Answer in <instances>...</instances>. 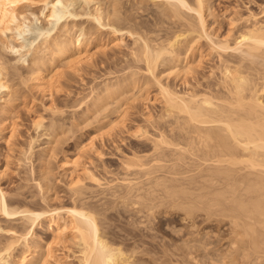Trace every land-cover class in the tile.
<instances>
[{
  "label": "rangeland",
  "instance_id": "374dc122",
  "mask_svg": "<svg viewBox=\"0 0 264 264\" xmlns=\"http://www.w3.org/2000/svg\"><path fill=\"white\" fill-rule=\"evenodd\" d=\"M43 1L33 0L32 6L23 8L27 17L33 18H28V26L19 35L11 31L0 32V67H3V78L9 85V91L0 90V198L2 196L11 209L68 207L76 201L70 189L71 180L76 179L87 187L85 199L89 198L91 202L86 201L97 205L98 197L105 195L102 190L106 189V183L112 185L125 175L129 179L136 178L135 167L133 170L126 163L136 161L138 157H150L154 152L151 139L163 130V96L142 60L143 40H148L153 47L158 46L174 34L189 33L188 22L193 24L195 20L184 13L181 18L173 16L163 0H69L71 5L64 0L72 15L47 21L40 15ZM62 5L57 4V9H64ZM210 6L206 20L209 38L214 41L224 37L232 41L242 29L255 22L264 25V0H210ZM96 11L101 12L100 23L92 17ZM33 14L39 16V21H33ZM111 26L124 33L117 45L113 43L115 34ZM78 35L82 46L76 53L83 56L87 51L90 54L88 58L85 52L86 58L81 56L83 60L79 59V64L73 61L70 62L72 65L64 64L42 44V40L51 37L73 40ZM192 36L196 38L197 33ZM137 37L139 39L135 41ZM182 42L178 51L180 57L185 54V40ZM10 45L20 49L15 51ZM195 46V51L188 57L192 70L185 78L174 74L167 76L171 65L167 55L156 62L154 75L179 93L191 89L201 91L207 86L213 88L219 82L224 65H236L241 60L237 52H222L205 38L198 39ZM35 59L45 62L42 64L45 75L57 70L54 82L47 86L49 89L39 87L33 79L36 66L43 63L35 64ZM76 59L78 56L74 61ZM246 60L244 66L248 67L250 61ZM131 74L137 78L135 84L128 83ZM107 85L113 89L112 96L104 97L103 102L95 106L94 101L103 97ZM64 161L74 166L71 173L61 169ZM92 178H98L103 187L97 188ZM110 203L106 212L109 216L105 226L107 235L113 245L128 255L127 258L130 256L128 264H168V259L174 258L164 253L162 257L164 246L169 249V246L177 245L184 255L185 239L196 237L181 220L182 212L177 209L160 208L152 219L153 230L148 232L128 218L132 212L114 205L109 210ZM98 216L101 220L102 215ZM207 223L198 226V230L206 227L214 231L215 224ZM29 230L33 233L29 238L30 245L35 242L44 247L50 245L60 258L59 264H77L78 246L70 239L68 230L62 239H56L47 220L29 224L21 214L6 215L0 209V249L12 242L16 234ZM13 248L6 255L7 264H15L26 249L21 242ZM199 252H195L198 258ZM184 258L185 255V264L188 261L193 264L190 263L192 257ZM181 260L169 263L184 264ZM207 261L204 259L200 264H210ZM0 264L5 263L0 261Z\"/></svg>",
  "mask_w": 264,
  "mask_h": 264
},
{
  "label": "bare ground",
  "instance_id": "6f19581e",
  "mask_svg": "<svg viewBox=\"0 0 264 264\" xmlns=\"http://www.w3.org/2000/svg\"><path fill=\"white\" fill-rule=\"evenodd\" d=\"M63 2L65 1L44 0L40 15L47 21L52 18L58 21L72 15L67 9L69 6L65 5L66 2L68 5L72 2L71 4L69 0ZM162 2L168 6L173 16L188 14L194 18L195 23L188 22L189 33L174 34L158 46L153 47L148 40H143L141 57L163 96L162 117L165 119L162 124L163 130L160 127V133L154 140L151 139L154 152H151L150 157L149 155L147 159L146 156H143L145 159L136 157V161L126 163L128 167L132 166V169L135 167V171L139 169L133 172L136 178L129 179L125 175L112 185L108 186L109 183H106L107 191H104L105 187L102 188L105 195L101 193L103 197H98L96 201L98 206L96 202L94 203L95 200L93 201L95 205L87 202L90 201L89 198H86V201L87 187L72 179L70 189L76 201L73 200L71 206L47 210L29 207L11 209L1 196L0 209L6 215L21 214V218L29 224L47 220L48 227L52 229L56 239H62L68 230L70 239L78 246L77 264H128L130 256L127 258L128 255L120 247L113 245L107 235L108 230L105 226L109 219L106 215L109 201L111 202L109 210L119 206L126 212H132L128 218L148 232H152L154 227L152 219L160 208L166 206L167 210L171 207L181 211V220L193 230L194 235L190 231L192 236L196 235L195 238L187 239L188 241L185 239L183 247L185 251L182 248L185 258L189 257L186 260L192 257L190 263L200 264V261L203 262L205 259L210 261H207L210 264H264V25L255 22L250 27L242 29L232 41L229 37L214 41L209 38L206 20V16L211 12L210 0ZM57 4H63L67 11L65 8L57 9ZM32 5L33 0H0V32L11 31L18 35L23 32L24 27L28 26L29 20L33 18L27 17L23 8ZM36 16L33 21H39V16ZM92 17L100 23L101 12L96 11ZM111 30L115 34L113 43L117 45L124 34L123 30L112 26ZM195 32L196 38L192 36ZM55 37L42 40V44L54 58L64 64H71L72 61L77 64V61L86 58L87 51H84V57L81 55L83 58L77 54L82 46L79 35L73 40H60V37ZM200 38L209 40L210 44L222 52L227 50L237 52L241 62L237 61L238 63L232 66L224 65L219 82L213 88L207 86L201 91L191 89L179 93L154 75L156 62L167 55L171 64L167 76L174 74L176 77L185 78L192 70L188 57L195 51V43ZM137 39L139 38H134L135 41H138ZM183 40L185 54L180 57L178 51ZM11 48L17 51L19 47ZM89 55L87 53V57ZM77 56L78 59L74 61ZM38 59L37 61L35 59V64L41 63L42 60ZM242 59H248L252 64L254 62L253 65L256 67L249 63L248 67H245L246 64L243 62L245 60ZM44 63L36 66L33 77L37 85L43 89L54 82L57 74V70L53 72L52 68L49 70L53 74L45 75L42 65ZM1 67L0 90L9 91ZM44 68L46 70V67ZM133 75L131 74L132 78L131 76L127 78L130 80L129 84L136 83L137 78H133ZM110 88L109 85L105 87L103 97L99 96L94 101L95 106L101 104L104 97L112 96L113 89ZM70 165L68 161H64L60 167L63 171L70 172L73 171L71 167L74 168ZM92 179L97 188L103 187L98 178ZM98 215H102L101 220L98 219ZM207 222L215 224L218 229L214 227L213 231L209 228L211 232L203 227L198 230V226ZM148 235L150 236V233ZM31 236L33 233H30V230L16 234L12 242L0 249V261L7 264L6 255L21 242L26 249L18 256L15 264L60 263V258L50 245L44 247L36 244L37 242L30 245ZM132 237L134 239V236ZM176 246L172 245V248L167 246L169 249L164 246L163 252L161 251L162 254L174 258L171 260L169 257L168 264L181 258L183 261L184 255ZM196 251L201 252L198 254L201 259L196 256ZM162 254L158 253L160 258L164 257ZM191 254L195 256L190 257ZM183 263L185 264L184 261Z\"/></svg>",
  "mask_w": 264,
  "mask_h": 264
}]
</instances>
